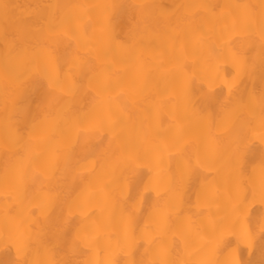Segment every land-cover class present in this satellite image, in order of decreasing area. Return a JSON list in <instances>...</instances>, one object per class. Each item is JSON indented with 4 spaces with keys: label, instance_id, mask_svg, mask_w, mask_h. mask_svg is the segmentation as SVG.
Here are the masks:
<instances>
[{
    "label": "bare ground",
    "instance_id": "obj_1",
    "mask_svg": "<svg viewBox=\"0 0 264 264\" xmlns=\"http://www.w3.org/2000/svg\"><path fill=\"white\" fill-rule=\"evenodd\" d=\"M0 264H264V0H0Z\"/></svg>",
    "mask_w": 264,
    "mask_h": 264
}]
</instances>
